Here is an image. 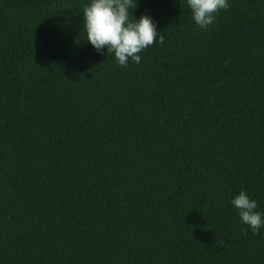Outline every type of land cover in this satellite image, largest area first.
Returning <instances> with one entry per match:
<instances>
[{
  "label": "trees",
  "instance_id": "16d2710c",
  "mask_svg": "<svg viewBox=\"0 0 264 264\" xmlns=\"http://www.w3.org/2000/svg\"><path fill=\"white\" fill-rule=\"evenodd\" d=\"M89 2L0 0V264H264L231 203L264 213V0H138L164 42L127 67Z\"/></svg>",
  "mask_w": 264,
  "mask_h": 264
},
{
  "label": "clouds",
  "instance_id": "9594fccd",
  "mask_svg": "<svg viewBox=\"0 0 264 264\" xmlns=\"http://www.w3.org/2000/svg\"><path fill=\"white\" fill-rule=\"evenodd\" d=\"M137 6L138 0L135 4L133 0H90L83 9L87 42L98 53L106 49L122 67H127L129 60L139 64L141 52L164 42L150 16L142 14L139 20L133 17ZM187 6L195 24L205 30L215 23L220 10L230 7L228 0H187ZM231 203L238 210L241 223L259 234L264 228V213L256 210L257 202L241 190Z\"/></svg>",
  "mask_w": 264,
  "mask_h": 264
}]
</instances>
